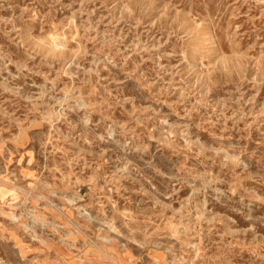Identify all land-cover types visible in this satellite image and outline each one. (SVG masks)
<instances>
[{"label": "clouds", "instance_id": "9594fccd", "mask_svg": "<svg viewBox=\"0 0 264 264\" xmlns=\"http://www.w3.org/2000/svg\"><path fill=\"white\" fill-rule=\"evenodd\" d=\"M0 264H264V0H0Z\"/></svg>", "mask_w": 264, "mask_h": 264}]
</instances>
